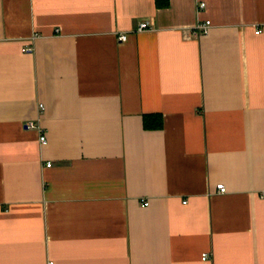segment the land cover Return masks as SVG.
I'll return each mask as SVG.
<instances>
[{
	"label": "crops",
	"instance_id": "crops-1",
	"mask_svg": "<svg viewBox=\"0 0 264 264\" xmlns=\"http://www.w3.org/2000/svg\"><path fill=\"white\" fill-rule=\"evenodd\" d=\"M263 195L264 0H0V264H264Z\"/></svg>",
	"mask_w": 264,
	"mask_h": 264
},
{
	"label": "built area",
	"instance_id": "built-area-1",
	"mask_svg": "<svg viewBox=\"0 0 264 264\" xmlns=\"http://www.w3.org/2000/svg\"><path fill=\"white\" fill-rule=\"evenodd\" d=\"M206 7V3H201V6H200V10L201 8H205ZM211 25V22L210 21H206V22H202V23H199L197 24L193 29V35L194 36H197V37H200L204 34H207L209 32V27ZM150 27V23L148 21H145L144 23L140 24L139 28H138V31L142 32V31H145V29H148ZM261 30H258L257 31V34H260ZM128 38V35L127 34H123V35H120L119 36V40L121 42H124L126 41ZM29 52H31L33 49L32 47L31 48H28L27 49ZM26 127L28 129H36L38 130L39 132V135H40V143L42 146H45L47 145L48 143V138H47V135L45 134V131L44 129L36 122V121H33V122H28ZM52 164L49 163L48 166H51ZM218 187V190L223 193V192H226L227 191V187L222 183V184H219L217 185ZM263 199H264V195H263ZM143 203H144V206L145 207H148L150 205V203L148 202V200H142ZM204 260H207V256L206 254L203 255L202 257ZM49 264H54V262L52 263H49Z\"/></svg>",
	"mask_w": 264,
	"mask_h": 264
},
{
	"label": "trees",
	"instance_id": "trees-1",
	"mask_svg": "<svg viewBox=\"0 0 264 264\" xmlns=\"http://www.w3.org/2000/svg\"><path fill=\"white\" fill-rule=\"evenodd\" d=\"M164 125V118L160 115H148L144 119V127L146 130H161Z\"/></svg>",
	"mask_w": 264,
	"mask_h": 264
}]
</instances>
